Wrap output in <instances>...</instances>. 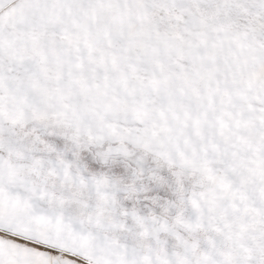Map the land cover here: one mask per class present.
<instances>
[{"label":"snow or ice","instance_id":"snow-or-ice-1","mask_svg":"<svg viewBox=\"0 0 264 264\" xmlns=\"http://www.w3.org/2000/svg\"><path fill=\"white\" fill-rule=\"evenodd\" d=\"M0 264H264V0H0Z\"/></svg>","mask_w":264,"mask_h":264}]
</instances>
